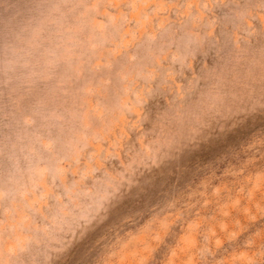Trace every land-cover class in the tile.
Masks as SVG:
<instances>
[{"label":"rangeland","instance_id":"374dc122","mask_svg":"<svg viewBox=\"0 0 264 264\" xmlns=\"http://www.w3.org/2000/svg\"><path fill=\"white\" fill-rule=\"evenodd\" d=\"M0 264H264V0H0Z\"/></svg>","mask_w":264,"mask_h":264}]
</instances>
